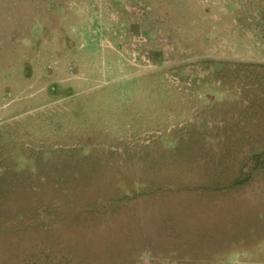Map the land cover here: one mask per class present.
Returning a JSON list of instances; mask_svg holds the SVG:
<instances>
[{
  "label": "rangeland",
  "instance_id": "374dc122",
  "mask_svg": "<svg viewBox=\"0 0 264 264\" xmlns=\"http://www.w3.org/2000/svg\"><path fill=\"white\" fill-rule=\"evenodd\" d=\"M0 264H264V0H0Z\"/></svg>",
  "mask_w": 264,
  "mask_h": 264
}]
</instances>
